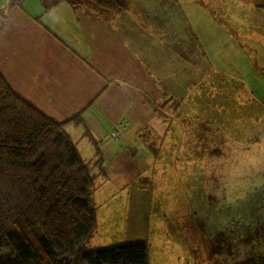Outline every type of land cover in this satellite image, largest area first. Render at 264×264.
Segmentation results:
<instances>
[{
    "label": "crops",
    "instance_id": "1",
    "mask_svg": "<svg viewBox=\"0 0 264 264\" xmlns=\"http://www.w3.org/2000/svg\"><path fill=\"white\" fill-rule=\"evenodd\" d=\"M144 2L130 0L129 12L135 24L148 20V16L152 22L135 26L131 18L120 16L119 30L127 28L129 32H122L123 38L116 33L118 46L114 50L113 44L104 48L105 40L112 36L83 35L81 29L87 31L89 21H94L85 8L76 9L65 0L47 11L44 0H22L20 5L6 2V7L0 8V69L13 88L57 119L62 114L72 116L90 102L86 113L96 120L99 111L119 109L126 113L128 109L121 106L129 101L137 105L136 121L148 118L149 106L138 94L153 86L151 78L161 79L172 103L168 114L172 115L176 107L174 116L186 123L188 135H197L188 148L198 149V154H188V160L206 159L193 163L198 173L210 163L215 175L224 179L228 164L221 158H225V150L232 153L230 166L240 168L242 148L254 144L243 165L247 172L234 171L233 181L264 178V167L254 169V159L264 158V139L259 144L248 141L250 133L264 128L260 120L264 97L253 87L264 84V72L259 70L260 64L264 65V0H179V10L188 21L187 31L177 13L182 29L179 42L188 35V52H182L183 57L168 53V47L159 45L158 39L145 35L143 30L151 24L160 26L158 21L163 17L156 14V6ZM170 6L171 0H163L161 10L171 11ZM178 20H167L168 27L179 32ZM104 27L109 26L101 24ZM77 43L84 46L79 49ZM82 51L90 53L89 58ZM69 59L64 69L66 78L59 80L56 61ZM142 60L150 68L145 69ZM47 67L50 82L46 83L41 72ZM216 150L220 152L214 153Z\"/></svg>",
    "mask_w": 264,
    "mask_h": 264
},
{
    "label": "rangeland",
    "instance_id": "2",
    "mask_svg": "<svg viewBox=\"0 0 264 264\" xmlns=\"http://www.w3.org/2000/svg\"><path fill=\"white\" fill-rule=\"evenodd\" d=\"M21 1L0 0V8L6 7V2L11 5H20ZM63 1L44 0L47 5L45 10ZM65 1L76 9L85 8L86 15L94 20L92 23L89 21L87 31L81 29L83 35L91 33L94 38L112 36L105 40L104 48L113 44L114 50L118 46L116 33L123 38L122 32L125 34L129 32L127 28L119 30L120 16H124L125 20L131 18V23L135 26L152 22L151 17L148 16V20L135 24L134 17L129 12L130 0H115L108 6H103L98 3V0ZM244 1L250 3L251 0ZM144 3L156 6V14L163 17L158 21L160 26L151 24L145 28L143 30L145 35L158 39L159 45L168 47L167 49L162 45L168 53L173 51L183 57L182 52H188V35H186L187 39L179 42L178 36L182 29L177 13L181 17V25L187 31L188 21L183 11L179 10V0H171V11L161 10L163 0H145ZM137 5L139 1L136 2ZM242 12L246 14L245 6L242 7ZM141 16L142 11L138 15V20ZM40 17L37 15L38 19ZM175 19L178 20L179 25L176 30L179 32L169 28L166 22L167 20L175 21ZM101 24L110 28H101ZM124 27L127 25L124 24ZM77 45L79 49L84 46L79 43ZM82 53L89 58L90 53L86 51ZM132 53L137 57V52ZM56 59L58 58H54ZM70 62V59L56 61L55 71H58L56 78L65 80L64 69ZM142 64L145 69L150 68L146 60H142ZM260 65L259 70L264 72V65ZM48 71L49 67L43 68L41 72L46 83L50 82ZM151 80L153 86L143 89L138 94L149 106L151 116L138 121L134 119L137 109L135 101L131 103L129 101L126 106H121L124 107L122 109H128L126 113L119 109L94 113L98 121L90 112L86 113L93 102L70 117L62 114L57 119L44 111L57 122L66 121V131L76 143L82 159L86 162L89 175L99 173L93 164L97 157H100L99 154L108 161L107 171L92 179L96 227L88 239L80 240L79 250H77L80 256L79 264H88L84 261V256L89 251H99L115 245H134L139 241L147 244L148 264H215L212 256L215 247L212 251L210 248L212 245H220V241H217L215 236L219 230H223L224 224L235 225L230 213L240 203L244 210L237 214L243 224H251L255 237L247 243L239 240L235 235L231 237V242L242 248V254L240 255V252L237 257L243 259L250 254L261 252L264 254V178L258 177L250 182L248 178L242 177L240 181H233L234 171L247 172L248 169L243 165L247 163L248 151L254 144H251L249 149L242 148L240 168L230 166L232 153L225 150V158H221L228 164L224 169V179L215 175V169L210 163L205 165L201 174L198 173L193 163L206 159L188 160V154H198V149L188 148V145L195 143L192 140L194 136L187 137L181 134V131L176 134L181 127L180 117L174 116L176 107L172 108L173 114L169 115L172 103L169 95L166 94L163 81L157 78H151ZM108 83L109 81L106 80V84ZM253 87L259 95L264 97V84L263 87ZM79 113L83 114V117L85 115V118L87 114V119L84 118L85 123L71 120ZM260 120L264 123V116ZM241 123H243L241 128L244 130L245 121ZM263 131L264 128L250 133L248 141L262 143ZM255 134L258 136L252 139ZM242 138L244 139V136ZM245 144L249 145V143ZM208 146L211 147V143ZM212 161L216 162V160ZM263 167L264 158L256 157L254 169L260 171ZM252 208L255 209V214L251 213ZM236 218L235 214L233 219L236 220ZM242 235L245 237L246 233L242 232Z\"/></svg>",
    "mask_w": 264,
    "mask_h": 264
},
{
    "label": "trees",
    "instance_id": "3",
    "mask_svg": "<svg viewBox=\"0 0 264 264\" xmlns=\"http://www.w3.org/2000/svg\"><path fill=\"white\" fill-rule=\"evenodd\" d=\"M114 1L98 3L108 6ZM25 98L0 70V264H79L80 240L88 239L96 227L92 179L107 171L108 161L99 154L93 163L99 173L89 175L66 121L57 122ZM82 115L71 120L84 122ZM180 121L176 134L188 137L186 123ZM241 210L240 203L230 213L235 225L224 224L215 236L220 241L210 248L215 247V264H264L262 252L237 257L242 248L231 237L245 243L255 237L251 224L240 220ZM84 261L148 264V248L144 241L115 245L89 251Z\"/></svg>",
    "mask_w": 264,
    "mask_h": 264
}]
</instances>
